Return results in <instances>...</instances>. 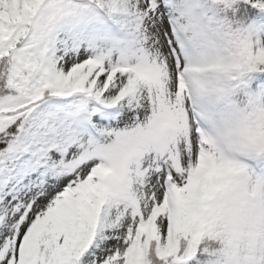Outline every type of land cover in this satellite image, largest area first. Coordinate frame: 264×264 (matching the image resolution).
Listing matches in <instances>:
<instances>
[{
    "label": "snow or ice",
    "instance_id": "6c2138e0",
    "mask_svg": "<svg viewBox=\"0 0 264 264\" xmlns=\"http://www.w3.org/2000/svg\"><path fill=\"white\" fill-rule=\"evenodd\" d=\"M0 264H264V0H0Z\"/></svg>",
    "mask_w": 264,
    "mask_h": 264
}]
</instances>
